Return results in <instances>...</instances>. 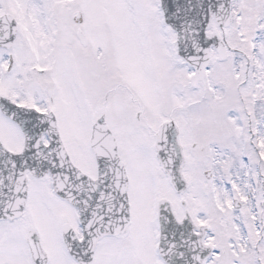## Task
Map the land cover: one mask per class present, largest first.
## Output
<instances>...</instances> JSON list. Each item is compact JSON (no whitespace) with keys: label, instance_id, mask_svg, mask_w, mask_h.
I'll return each instance as SVG.
<instances>
[{"label":"snow or ice","instance_id":"6c2138e0","mask_svg":"<svg viewBox=\"0 0 264 264\" xmlns=\"http://www.w3.org/2000/svg\"><path fill=\"white\" fill-rule=\"evenodd\" d=\"M0 264H264V0H0Z\"/></svg>","mask_w":264,"mask_h":264}]
</instances>
